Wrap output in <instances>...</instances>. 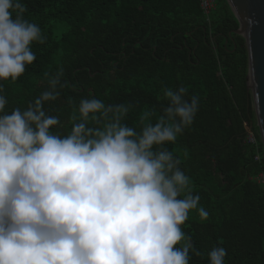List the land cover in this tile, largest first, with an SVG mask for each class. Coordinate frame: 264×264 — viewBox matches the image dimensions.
Here are the masks:
<instances>
[{
  "label": "trees",
  "instance_id": "16d2710c",
  "mask_svg": "<svg viewBox=\"0 0 264 264\" xmlns=\"http://www.w3.org/2000/svg\"><path fill=\"white\" fill-rule=\"evenodd\" d=\"M24 18L47 37L34 43L36 60L16 81H2L5 112L25 110L49 86L45 73H64L55 101L44 103L58 116L61 135L82 98L130 105L124 122L139 128L144 111L163 114V89L188 87L200 107L190 128L167 144L191 177L193 194L209 212L189 215L184 231L195 249L190 264H209L208 252L222 246L225 264H264L263 144L247 142L246 126L256 124L248 90L246 40L234 32L239 22L226 0H217L210 22L200 0H20ZM78 115V111H77ZM258 131V129H257ZM259 134V133H258ZM260 137V136H259Z\"/></svg>",
  "mask_w": 264,
  "mask_h": 264
},
{
  "label": "clouds",
  "instance_id": "9594fccd",
  "mask_svg": "<svg viewBox=\"0 0 264 264\" xmlns=\"http://www.w3.org/2000/svg\"><path fill=\"white\" fill-rule=\"evenodd\" d=\"M20 0H0V80L16 81L47 37L24 18ZM64 69L45 73L48 88L25 110L5 112L0 94V264H190L203 256L184 231L191 212H209L193 194L181 159L164 145L190 128L200 98L165 88L163 114L124 122L130 105L82 98L61 135L44 103L59 97ZM0 93L3 85L0 84ZM78 111V115H77ZM209 264H225L212 248Z\"/></svg>",
  "mask_w": 264,
  "mask_h": 264
},
{
  "label": "water",
  "instance_id": "95a60500",
  "mask_svg": "<svg viewBox=\"0 0 264 264\" xmlns=\"http://www.w3.org/2000/svg\"><path fill=\"white\" fill-rule=\"evenodd\" d=\"M226 1L240 25L234 33L246 40L248 90L253 97L256 127L264 147V0Z\"/></svg>",
  "mask_w": 264,
  "mask_h": 264
},
{
  "label": "built area",
  "instance_id": "2783aa9c",
  "mask_svg": "<svg viewBox=\"0 0 264 264\" xmlns=\"http://www.w3.org/2000/svg\"><path fill=\"white\" fill-rule=\"evenodd\" d=\"M216 3L217 0H200L201 9L204 15L207 17L208 22H210V16L216 8ZM252 125H254L253 128H251ZM246 129L248 132L247 142L255 146L257 148V151L260 152V145L262 144V141L259 137L256 124L248 125L246 126ZM262 158H264V156L261 153H258L256 156V160L262 161ZM258 181L260 184L264 185V174H261L259 176Z\"/></svg>",
  "mask_w": 264,
  "mask_h": 264
}]
</instances>
